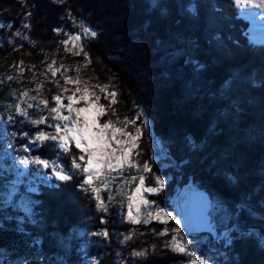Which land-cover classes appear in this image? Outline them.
Here are the masks:
<instances>
[{
    "label": "trees",
    "instance_id": "16d2710c",
    "mask_svg": "<svg viewBox=\"0 0 264 264\" xmlns=\"http://www.w3.org/2000/svg\"><path fill=\"white\" fill-rule=\"evenodd\" d=\"M0 21V74L7 69L4 59L17 48L42 69L49 54L69 57L65 40L69 33L79 35L89 59L81 72L115 94L113 101L101 95L105 112L100 120L129 130L141 126V167L161 153L179 167L161 170L172 177L162 192L151 195L154 202L170 203L174 189L191 181L231 212L227 249L232 259L227 264H264V42L251 39L249 20L234 0H0ZM64 81L61 74L41 81L48 120ZM12 84L0 82V97ZM42 128L54 125L22 123L19 130L33 136ZM31 150L44 158L59 157L50 141ZM82 154L71 145L61 157L71 165ZM11 162L10 153L0 149V242L11 250L8 258H21L30 249L38 255L28 264H52L59 251L55 235L87 224L105 228L108 235L106 243L89 245L98 256L96 264L192 260L171 246L175 219L126 221L109 192H104L107 208L102 209L83 188V161L69 178L39 183L32 191L42 227L20 220L19 195L1 205L16 174ZM36 236H43L40 247L29 245ZM79 246L66 264H88ZM7 257L0 264H8Z\"/></svg>",
    "mask_w": 264,
    "mask_h": 264
},
{
    "label": "rangeland",
    "instance_id": "374dc122",
    "mask_svg": "<svg viewBox=\"0 0 264 264\" xmlns=\"http://www.w3.org/2000/svg\"><path fill=\"white\" fill-rule=\"evenodd\" d=\"M234 2L240 14L249 20L251 39L264 42V0ZM64 44L70 56L58 59L55 54H49L41 64L42 69L36 67L33 56L23 48H17L4 59L7 69L0 74V82L14 81V84L0 97V149L12 156L11 165L16 174L7 184L1 205L10 204L14 196L19 195L18 218H26L42 227L44 223L35 216L33 209L38 200L32 191L39 183L50 184L52 179L69 178L78 168V162L83 161L86 175L83 188L93 193L102 209L107 208L104 192H109V200L116 201L118 214L126 221L168 222L175 219L178 222L171 246L192 256L188 264H227L232 259L227 249L233 228L230 210L217 196L189 180L174 189L170 203H155L151 195L162 192L172 177L161 170L169 166L177 170L178 165L161 153L153 162L141 167L137 160L141 126L137 124L134 130H129L100 120V115L105 112L101 95L104 93L113 101L115 94L106 87L92 84L90 76L81 72L89 59L79 35L69 33ZM55 74L63 75L65 81L60 84L61 91L56 96L53 119L48 120L44 111L47 99L41 81ZM22 123L35 128L46 123L47 126L54 125V129H36L33 136H28L26 131L19 130ZM18 138L21 139L19 142ZM46 141L54 144L59 157L44 158L32 152V148ZM71 145L83 154L78 162L73 158L74 162L69 166L61 156ZM154 166L158 169L154 170ZM55 237L59 251L51 260L52 264H66L76 244L80 245L77 249L82 251L85 261L96 264L98 256L90 251L89 245H102L108 239L105 228L94 230L87 224L77 227L76 232L59 233ZM42 238L36 236L29 245L40 247ZM203 243L207 246L205 250L201 246ZM9 253L11 250L0 242V262ZM44 254L43 251L39 258ZM134 254L137 255L138 250ZM37 255L26 249L21 258L7 257L8 264H18L19 260L28 264Z\"/></svg>",
    "mask_w": 264,
    "mask_h": 264
},
{
    "label": "built area",
    "instance_id": "2783aa9c",
    "mask_svg": "<svg viewBox=\"0 0 264 264\" xmlns=\"http://www.w3.org/2000/svg\"><path fill=\"white\" fill-rule=\"evenodd\" d=\"M88 31H89V32H92V30H91V29H89Z\"/></svg>",
    "mask_w": 264,
    "mask_h": 264
}]
</instances>
